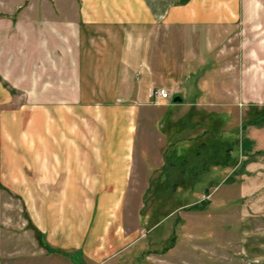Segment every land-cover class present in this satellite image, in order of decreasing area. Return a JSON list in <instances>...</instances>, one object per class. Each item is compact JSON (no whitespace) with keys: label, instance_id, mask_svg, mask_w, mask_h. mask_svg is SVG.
Masks as SVG:
<instances>
[{"label":"crops","instance_id":"crops-1","mask_svg":"<svg viewBox=\"0 0 264 264\" xmlns=\"http://www.w3.org/2000/svg\"><path fill=\"white\" fill-rule=\"evenodd\" d=\"M78 8L64 22L35 21L18 32L17 43L0 32V264H15L3 258L11 249V199L27 211L41 245L33 262L17 264H103L135 240L123 208L142 166L166 169L167 184L169 162L210 146L194 137L180 154L181 141L169 134L155 161L139 141L160 129L146 116L156 107L151 90L170 85L171 60L154 55L162 30L201 26L220 33L218 27L242 19L248 34L253 19L262 41L251 50L246 37L237 46L245 97L251 60L264 66V0H79ZM177 63L185 77V63ZM176 95L183 101L162 104L163 129H180L169 112L186 96ZM248 126L240 151L250 164L264 156L247 150ZM22 224L25 232V218Z\"/></svg>","mask_w":264,"mask_h":264},{"label":"rangeland","instance_id":"rangeland-1","mask_svg":"<svg viewBox=\"0 0 264 264\" xmlns=\"http://www.w3.org/2000/svg\"><path fill=\"white\" fill-rule=\"evenodd\" d=\"M78 7L79 0H0V32L3 28L7 40L17 43L23 28L33 27L35 21L49 25L57 19L70 20ZM250 20L248 34L242 33L247 24L239 19L218 27L220 33L190 26L164 29L156 37L155 57L171 60L170 85L161 87L186 98L183 106L169 112L180 129H168V125L163 129L167 108L162 104L171 100L151 90L156 107L146 116L160 129L140 134L139 141L155 153L156 161L168 147L169 134L181 141L180 154L189 149L191 138L210 145L216 140L218 159L192 182L187 178L175 187L162 180L166 169L147 172L142 161L123 208L126 230L135 234V240L103 264H264V157L249 164L240 151L243 127L250 124L247 150L253 156H264V66L251 60L248 98L240 79L238 43L248 37L252 50L262 41ZM226 42L234 43L235 49L227 51ZM12 49L9 46L10 56L16 58L18 52ZM177 60L185 63V77ZM197 93L203 96L197 98ZM10 204L11 249L3 258L15 264L33 262L31 258L41 249L38 235L19 201L11 199Z\"/></svg>","mask_w":264,"mask_h":264},{"label":"trees","instance_id":"trees-1","mask_svg":"<svg viewBox=\"0 0 264 264\" xmlns=\"http://www.w3.org/2000/svg\"><path fill=\"white\" fill-rule=\"evenodd\" d=\"M224 143V142H223ZM217 142L213 143V145H210L205 147L204 145H200L197 148V151L193 153L191 156L187 157L180 163H174V162H169V165L171 166V169H174V172L171 173V179L167 180V184L169 183L170 186H177L180 184V181H187V178H189L192 182V180H195L196 174L201 172L202 170H209V165L213 161H217ZM228 152V149L226 150ZM189 164V167L186 168V164ZM181 164L180 166H177ZM180 167V168H179ZM197 170V171H196ZM184 172V173H183ZM187 173V174H186ZM175 174V175H174ZM185 174V175H183ZM198 179V177H197ZM168 184V185H169Z\"/></svg>","mask_w":264,"mask_h":264},{"label":"built area","instance_id":"built-area-1","mask_svg":"<svg viewBox=\"0 0 264 264\" xmlns=\"http://www.w3.org/2000/svg\"><path fill=\"white\" fill-rule=\"evenodd\" d=\"M156 95L160 96L163 99H169V100H173V93H171V91L166 88V87H159L154 89Z\"/></svg>","mask_w":264,"mask_h":264},{"label":"water","instance_id":"water-1","mask_svg":"<svg viewBox=\"0 0 264 264\" xmlns=\"http://www.w3.org/2000/svg\"><path fill=\"white\" fill-rule=\"evenodd\" d=\"M173 101L174 102H182L183 98L180 95H176L173 97Z\"/></svg>","mask_w":264,"mask_h":264}]
</instances>
